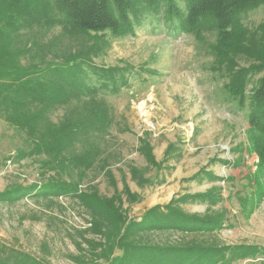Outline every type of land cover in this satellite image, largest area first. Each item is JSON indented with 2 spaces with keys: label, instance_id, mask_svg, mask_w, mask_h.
Segmentation results:
<instances>
[{
  "label": "rangeland",
  "instance_id": "obj_1",
  "mask_svg": "<svg viewBox=\"0 0 264 264\" xmlns=\"http://www.w3.org/2000/svg\"><path fill=\"white\" fill-rule=\"evenodd\" d=\"M157 18L148 17L133 35L118 37L60 27L28 32L38 43L30 62L83 55L95 65L126 67V82L114 93L89 68L86 81L99 88L98 96L79 97L49 113L53 122L82 116L74 128L85 134L68 145L56 170L41 167L44 155L33 154L31 139L0 113V192L55 178L75 184L73 195L0 201L1 241L47 264L104 261L113 256L110 250L123 230L111 217L98 221L110 204L127 219H139L145 210L174 200L187 214L223 216L224 226L208 234L153 231L144 233L146 238L254 245L258 254L230 263L264 264V165L253 150L248 108L228 93L226 73L216 69L214 33H172ZM263 20L261 5L243 23L253 29ZM232 60L238 67L248 63L239 55ZM99 100L109 117L105 130L92 116L100 117L94 104ZM82 154L93 156L84 170L70 162ZM202 172L212 176L191 180ZM206 191L219 194L214 204L179 201ZM242 197L249 202L242 204ZM94 198L102 203L96 210Z\"/></svg>",
  "mask_w": 264,
  "mask_h": 264
},
{
  "label": "trees",
  "instance_id": "obj_2",
  "mask_svg": "<svg viewBox=\"0 0 264 264\" xmlns=\"http://www.w3.org/2000/svg\"><path fill=\"white\" fill-rule=\"evenodd\" d=\"M261 5L264 0H0V113L31 139L33 154L44 155L41 167L54 170L68 145L85 134L74 128L75 121H82V116L53 122L49 113L63 105L67 107L79 97L98 96L99 88L86 81L89 68L92 74L104 79L103 88L115 93L119 84L126 82L122 75L126 67L95 65L93 59L83 55L44 59L42 64L30 62L38 43L29 38L28 32L60 27L94 36L118 37L133 35L148 17H159L172 33L208 31L216 35V69L226 73L224 86L228 93L240 105L247 106L253 150L264 165V20L253 29L243 23L245 15ZM228 49L230 56L224 51ZM238 55L247 59L246 66L238 67L232 60ZM251 81L254 82L247 91ZM94 104L95 109L99 107L100 117L92 116L98 117L100 130H105L109 121L108 113L102 114L106 112L105 104L100 100ZM92 158L91 154L75 155L70 162L84 170L91 167ZM202 174L212 176L202 172L191 176V180L198 181ZM74 193L75 184L55 178L8 188L0 192V201L17 200L24 195L48 198ZM217 197L215 191H206L185 195L179 201L214 204ZM241 200L242 204L249 202L243 197ZM101 204L94 198L91 208L96 210ZM98 217V221L111 217L112 224H120L123 230L110 250L112 257L86 264H231L232 259H245L260 252L257 246L248 244L157 243L146 238L143 234L153 231L208 234L224 226L223 216L187 214L174 200L145 210L139 219H127L111 204ZM114 247L118 253H114ZM0 264L47 263L0 240Z\"/></svg>",
  "mask_w": 264,
  "mask_h": 264
},
{
  "label": "clouds",
  "instance_id": "obj_3",
  "mask_svg": "<svg viewBox=\"0 0 264 264\" xmlns=\"http://www.w3.org/2000/svg\"><path fill=\"white\" fill-rule=\"evenodd\" d=\"M140 103H141V104H144L145 102H144V101H141Z\"/></svg>",
  "mask_w": 264,
  "mask_h": 264
}]
</instances>
